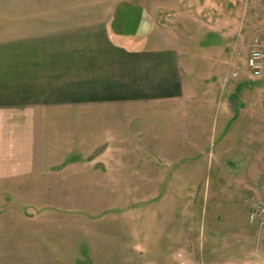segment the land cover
<instances>
[{
	"label": "rangeland",
	"instance_id": "1",
	"mask_svg": "<svg viewBox=\"0 0 264 264\" xmlns=\"http://www.w3.org/2000/svg\"><path fill=\"white\" fill-rule=\"evenodd\" d=\"M130 1L149 20L160 14L162 29L207 32L202 38L224 59L206 70L225 94L234 80L239 97L264 89V77L246 65L251 50H264V0ZM132 121L125 118L110 147L108 132L93 131L88 118L78 132L34 134L15 166L16 195L0 197V264H264V227L247 220L252 202L264 203V188L212 205L199 145L169 146L182 134L168 123L125 133Z\"/></svg>",
	"mask_w": 264,
	"mask_h": 264
},
{
	"label": "crops",
	"instance_id": "2",
	"mask_svg": "<svg viewBox=\"0 0 264 264\" xmlns=\"http://www.w3.org/2000/svg\"><path fill=\"white\" fill-rule=\"evenodd\" d=\"M133 5L0 0V197L16 195L15 166L34 134L78 132L85 118L93 131L108 132L107 147L127 117L132 131L125 133L168 123L182 134L169 146L199 145L212 205L264 188V89L239 97L234 80L225 94L206 70H218L224 59L222 48H209L202 38L207 32H192L187 23L185 31L162 29L160 14L149 20ZM216 103L220 108L210 110ZM38 155L32 152L35 160Z\"/></svg>",
	"mask_w": 264,
	"mask_h": 264
},
{
	"label": "built area",
	"instance_id": "3",
	"mask_svg": "<svg viewBox=\"0 0 264 264\" xmlns=\"http://www.w3.org/2000/svg\"><path fill=\"white\" fill-rule=\"evenodd\" d=\"M246 65L253 77H264V50L253 49L250 51ZM249 223L264 227V203L260 201H253L249 208L247 217Z\"/></svg>",
	"mask_w": 264,
	"mask_h": 264
}]
</instances>
